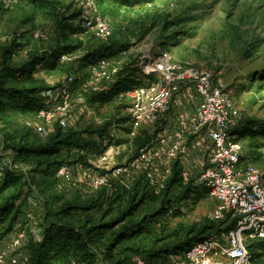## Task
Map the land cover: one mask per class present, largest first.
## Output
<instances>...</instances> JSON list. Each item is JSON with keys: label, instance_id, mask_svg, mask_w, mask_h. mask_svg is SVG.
Returning a JSON list of instances; mask_svg holds the SVG:
<instances>
[{"label": "rangeland", "instance_id": "1", "mask_svg": "<svg viewBox=\"0 0 264 264\" xmlns=\"http://www.w3.org/2000/svg\"><path fill=\"white\" fill-rule=\"evenodd\" d=\"M63 4L69 14L79 12L80 6L76 0H63ZM100 13L102 17L110 20L111 32L104 38L98 35L96 30L89 31L82 38L85 51H95L104 45H111L114 46L115 51L120 48L122 51L130 50V54L126 57H121L119 55L121 50L118 51V55L112 57V61L115 60L116 64L125 63L131 58L139 62L146 55H151L154 59L165 57L176 65L194 66L210 73L216 81H221L225 85L239 112V122L264 119V80L259 78V73L264 72V0H155L152 4L134 8L114 9V14L106 15L101 11ZM56 39V24L51 16L36 13L26 2L7 7L4 0H0V71L4 51L14 42L23 45L13 58L14 63H19L27 60L29 53L32 52L53 53L58 47ZM83 54L84 51L77 53L74 62L69 65L59 61L55 69L41 67L37 76L45 79L53 89L64 85L71 76L83 78L89 73L88 69L78 70L77 63ZM77 70L78 72H75ZM73 90L74 93L86 95L88 104L81 106L78 114H72L74 116L71 126L65 131L85 132L106 128L105 137L109 138L115 134L121 144V147L113 153V165L114 163L121 165L138 157L141 151L137 152V146L124 143L130 138L128 129L131 125L127 109L132 100L120 96L111 104L93 105L89 103L91 94H88L85 88L74 87ZM170 117L176 119L173 109L170 111ZM28 119L35 120L36 116L21 117L10 114L5 116L3 121L0 118L2 151L8 135L15 137V143L25 141L30 144H44L49 140L26 130L23 123ZM163 123L165 124L162 125ZM166 124L167 122H162L159 125L144 126L137 131L136 137H140L143 141L150 139L149 142H153L150 145L151 149L154 143L159 141ZM170 129L173 130L171 131L173 135L177 132L190 137V134L182 129V124ZM93 139L100 141L96 135ZM241 144L244 150V164L253 163L264 174V149L258 151L262 154L261 160L254 163L251 158V152L254 150L250 148V142L241 141ZM6 155L12 157V152L8 151ZM154 155L155 170H158L165 162ZM99 158V155L88 157L87 166L71 164L75 172L72 182L67 184L69 188L57 186L51 192L45 189L46 184L40 177L28 174L31 170L30 166L23 165L22 173L25 174L26 179L24 193L32 195L31 197H34L38 203L32 210L27 208L26 212L31 211V217L24 216L22 221L21 229L25 232L26 247L31 241H41L47 223L46 205L55 211H59L65 204L88 206L95 202L103 206L102 210L95 208L88 213H78L77 216L82 219L86 216L98 218L109 211L107 219L112 220L120 218L127 212L130 206L127 200L129 198L125 202L112 204L113 200L108 202L104 199L103 192L97 196L89 193V185L83 172L86 169H91L94 173L104 171L98 168V166L104 168V165L99 163ZM166 161H169L167 167L173 168L178 160L167 158ZM163 173L158 171L156 177L161 180L160 183L166 185L171 175L164 180L160 175ZM140 177L143 176H138L135 181ZM198 177L194 169L187 172L186 179L194 180ZM152 188L156 194H160L163 190L160 187ZM51 193L58 199L54 200L50 196ZM178 196L179 191L174 190L171 197L173 208L170 209H179V217L168 212L165 216L154 218L149 226L150 232L127 245H141L147 250H158L161 247L173 246L177 242L176 239L164 241L163 239L176 233L181 225L200 228L208 224V214L215 208V203L208 198L207 192L196 204L187 201L180 204ZM161 207L162 200L155 203L149 201L132 217L123 219L120 227H125L131 222L145 221ZM157 239L162 240L156 242ZM5 241L0 243L1 254L6 253ZM10 243L11 241L8 244ZM9 256L10 253L7 252L6 257ZM254 263L264 264V251L259 252V257Z\"/></svg>", "mask_w": 264, "mask_h": 264}, {"label": "trees", "instance_id": "2", "mask_svg": "<svg viewBox=\"0 0 264 264\" xmlns=\"http://www.w3.org/2000/svg\"><path fill=\"white\" fill-rule=\"evenodd\" d=\"M20 2H26L36 13L48 14L54 19L58 47L53 53H29L28 59L19 63H14L13 58L23 45L14 42L11 47L5 49L0 71L1 121L10 114L35 117L46 107L41 94L53 88L45 79L37 76L41 67L55 69L63 54L84 51L85 54L77 64L78 70H87L103 58L112 59L121 50L120 48L115 51L114 46L104 45L95 51H85L82 38L88 31L82 27L84 22L82 13L79 9V12L69 14L63 0H20ZM154 2L155 0H97L100 11L106 15L114 14V9L134 8ZM259 78L264 80V72L259 73ZM87 79L88 74L79 78L76 82L77 88H81ZM154 81H156L155 76L145 75L138 61L131 58L122 64L116 82L103 92L91 94L89 103L111 104L118 97ZM128 131L130 133L131 128ZM230 132L239 141L250 142V148L254 150L251 152L254 163L261 160L262 154L258 151L264 149V119L240 121L231 128ZM105 133L106 128L79 132L65 131L57 127L44 144H30L25 141L15 143V137L8 135L3 151L0 149V160L3 153L12 152L13 161L30 166L31 170L28 174L40 177L46 184L45 189L51 192L57 186L61 187L57 173L62 166L73 163L87 166L88 157L101 156L108 150V147H104L101 143L106 136ZM95 135L100 141L93 139ZM149 141L150 139L143 141L140 137H135L127 139L124 143L136 145L139 152ZM115 145L121 146L119 141ZM1 174L0 168V243L15 233L17 224L23 221L29 207L28 199L32 196L24 193L26 187L24 173L6 169ZM186 178L184 168L177 161L173 165L171 178L160 194L155 193L145 177H140L129 188L113 182L110 188L102 189L92 195L97 196L103 192L104 199L108 202L113 200L112 204L125 202L129 198L127 200L130 206L127 212L118 219L108 220L109 211L98 218L86 216L82 219L77 216L80 212L88 213L95 208L102 210L103 206L100 207L99 203L95 202L88 206L65 204L59 211L46 205L47 223L43 229L42 239L31 241L26 247L32 264H136V258L149 264H167L172 257L177 261L183 259L194 243L233 229L235 221L228 216L220 223L207 220L208 224L200 228L181 225L176 233L163 239V241L176 239L177 242L173 246L147 250L141 245H127L138 237L146 236L150 232L149 226L154 218L158 219L168 212L176 217L180 216L179 209H170L173 208L171 197L174 190L179 191L177 198L180 204L186 201L196 204L204 198V193L207 192L205 185L199 183L198 179ZM50 196L54 200L58 199L53 193ZM160 200H162L161 209L151 217L142 222H131L125 227H120L122 220L132 217L142 205L149 201L155 203ZM161 240L157 239L156 242ZM249 248L255 262L259 252L264 251V242H254Z\"/></svg>", "mask_w": 264, "mask_h": 264}, {"label": "built area", "instance_id": "3", "mask_svg": "<svg viewBox=\"0 0 264 264\" xmlns=\"http://www.w3.org/2000/svg\"><path fill=\"white\" fill-rule=\"evenodd\" d=\"M76 1L84 19L82 27L88 32L96 30L98 35L106 38L111 32V23L101 16L97 0ZM19 2L20 0H4L7 7ZM76 54H63L60 62L72 64ZM128 54L130 50L121 51L119 55L126 57ZM122 64H116L111 58L99 60L89 67L88 79L81 87L88 94L109 89L116 82ZM138 65L145 75L155 76L157 81L122 95L132 100L127 109L131 125L129 137H136L137 131L144 126L167 122L166 127L153 148L150 149L153 142H149L140 150L138 157L121 165L112 164L113 153L121 147L115 145V134L105 137L102 143L108 150L99 158V163L104 168L98 166L104 171L94 173L91 169H86L83 172L89 185V193L95 194L110 188L113 182L129 188L138 176L145 177L152 187L165 188V183H160L156 173L163 171V175H160L167 180L172 174V167H167L169 161L166 159H175L180 163L185 161L188 139L184 133H171L173 130L170 128L175 129L179 124L171 119L170 111L177 98L189 91L195 103L194 123L185 128L184 132H188L190 136L204 133L212 145L207 163L196 173L199 183L207 189L208 198L215 203V208L208 214V220L220 223L230 216L235 221V226L228 232L214 234L194 243L183 259L177 261L172 257L167 264H255L248 245L264 242V174L257 165L244 164L241 141L230 132L239 123L240 117L227 88L210 73L194 66L173 64L165 57L154 59L151 55H146ZM79 78L71 76L61 87L43 92L41 97L45 100L46 107L36 115L35 120L28 119L23 123L25 129L47 138L57 127L63 130L69 128L74 116L72 114H78L79 108L88 104L86 95L73 92ZM188 108L189 104L182 110L188 112ZM154 154L166 163H162L158 170H155ZM0 168L2 174L6 169L22 172L23 165L3 153ZM74 172V167L68 164L59 169L57 178L61 188H69L67 184L72 182ZM37 204V200L30 196L29 209L32 210ZM24 216L30 218L31 211ZM21 227L22 221L17 224L15 233L11 236L9 258L6 257L8 250L0 253V264H32L26 251L25 232ZM135 261L136 264H149L140 258Z\"/></svg>", "mask_w": 264, "mask_h": 264}, {"label": "crops", "instance_id": "4", "mask_svg": "<svg viewBox=\"0 0 264 264\" xmlns=\"http://www.w3.org/2000/svg\"><path fill=\"white\" fill-rule=\"evenodd\" d=\"M192 94L189 91H185L180 97L177 98L173 113L175 114L174 119L177 124H182V129L189 128L194 123V107L195 103L191 98ZM189 104L188 112L182 110V108ZM194 136V137H193ZM189 144V146H187ZM186 157L183 163H180L184 168L186 175L189 170H194L196 173L207 163L211 152V141L204 133L192 134L186 141ZM4 239L6 251L9 249L8 244L12 237ZM42 239V238H41ZM40 239V240H41ZM8 244V245H7ZM8 246V247H7ZM2 247V249L4 248ZM9 252V250H8ZM10 253V252H9Z\"/></svg>", "mask_w": 264, "mask_h": 264}]
</instances>
